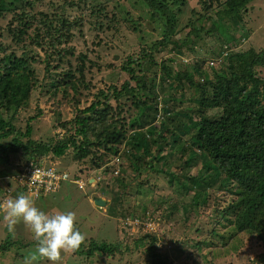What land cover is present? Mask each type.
Masks as SVG:
<instances>
[{
    "label": "rangeland",
    "instance_id": "obj_1",
    "mask_svg": "<svg viewBox=\"0 0 264 264\" xmlns=\"http://www.w3.org/2000/svg\"><path fill=\"white\" fill-rule=\"evenodd\" d=\"M165 1L175 15L174 32L169 44L153 53L157 65L147 57L142 59L141 49L143 44L161 39L164 20L151 19L148 7L139 0H25L18 8L0 12V59L23 56L31 69L28 99L14 111L12 123L16 128L23 132L29 122L31 139L52 143L73 133L75 125L70 120L78 110L87 108L97 99L103 100V96H98L100 91L111 94V86L120 89L130 78L122 69L129 57L136 60L131 65L136 73L144 75L146 81H156L159 108L164 109L162 96H171L173 107L169 105L168 110L176 116L172 124L178 125L180 121L179 126H182V121L188 123L184 113L196 107L199 91L185 84L183 94L174 96L178 79L174 73L168 76L162 71L161 62L172 71L191 74L194 82H200L204 72L210 78L225 70L228 51L249 48L264 51V0L250 3L238 35L227 20L222 21L224 27L217 21L216 10L224 0ZM22 22H27V26ZM193 28L198 31L193 32ZM142 35L144 38H140ZM58 51L63 52L61 60ZM137 62H141V68ZM255 70L261 84L264 83V65ZM163 76L167 80L162 83ZM144 97L151 95L145 93ZM109 103L110 115L114 114L118 125L123 124L127 129L117 155L102 148L98 152L95 146L91 147V154L80 161L72 148L61 157L46 154L45 163L66 174L67 181L54 197L25 195L46 213L73 212L74 224L87 231L83 244L87 246L90 241L109 244L117 253L109 255L108 260L91 258L87 261L85 255L75 254L74 250H62L60 259L55 262L40 256L30 259L36 245L32 232L22 220H17L9 231L4 208L5 202L18 193L15 189L18 170L28 162L20 148L8 153V162L0 161V245L8 235L11 243L6 250L0 248V264H150V251L159 254L162 264H209L210 257L202 251H207L210 240L218 241L216 234L227 228L223 227L226 216L229 220L232 216L224 211L237 202L238 188L216 180L215 187L205 188L204 198L201 194L194 197L197 190L188 185L191 190L187 192L183 186L187 184L184 175L191 176L201 170L199 161L194 160L183 169L186 156L181 154V146L166 145L162 154L155 144H149L146 151L137 148L143 137L141 131L128 126L134 117L138 118L140 109L130 106L122 97L118 101L111 98ZM217 111L205 107L204 114ZM158 118L161 120L162 116ZM165 124L163 138L171 142L172 131ZM154 125L158 127V121L147 129ZM144 133L148 137L146 130ZM92 134H89L90 139L95 140ZM27 138L21 137V140L25 143ZM10 139L11 136L4 141ZM187 141V136L182 137L181 144ZM130 145L135 149H129ZM99 153L103 157L97 160V165L93 160ZM82 169L89 173L86 179L83 173L78 178H83L86 187L78 189L73 176L76 170L82 172ZM92 175L98 182L90 177ZM90 190H93L91 196L98 195L106 205L101 207L86 199L85 192ZM238 235H235V247L215 264H264V248L256 241L255 234ZM151 245L153 248H149Z\"/></svg>",
    "mask_w": 264,
    "mask_h": 264
},
{
    "label": "trees",
    "instance_id": "obj_2",
    "mask_svg": "<svg viewBox=\"0 0 264 264\" xmlns=\"http://www.w3.org/2000/svg\"><path fill=\"white\" fill-rule=\"evenodd\" d=\"M24 1L0 0V12L13 10L14 7L18 8L21 2ZM139 1L141 5L148 7L151 19L164 20L161 39L145 43L141 49V58L147 57V60H150L152 64H156L153 53L159 52L162 46L169 44L171 41L175 15L171 12L165 0ZM253 1L256 0H224L220 2V6L216 10L218 23L224 27L222 21L227 20L238 35L239 27L245 21L246 11L249 10L248 6ZM47 18L45 16V19ZM65 22L64 20V24ZM51 23L49 22V25ZM22 24L25 27L27 26V22H22ZM232 29L228 28L231 32L234 31ZM25 31L24 29L23 33ZM197 31V28H193V32ZM20 32L22 30H19ZM140 38H144V36L142 35ZM62 50L67 53L64 48ZM57 54L59 60H61L63 52L58 51ZM225 59L227 62L225 70L216 72L210 78L204 72L205 79L203 77L200 82H194L192 75L187 72L172 71L164 62L159 64L160 69L166 72L168 76L174 73L176 80L178 79V83L175 84L173 89L174 96L183 94L185 84L189 87L195 86L199 91L196 107L193 111L188 110L184 113L188 123L182 121V126H179L180 121L178 125L172 124L176 116L173 111L168 110L169 105H171V96L169 97L168 94L166 97L162 96V107L164 105V109L159 108L160 102L156 100L159 96L156 95L158 91L156 81L153 79L146 81L144 75L136 73L131 66L136 60L129 57L122 69L128 72L130 78L122 84L120 89L111 86V94L100 91L98 96H103L104 99H97L87 108L78 110L76 116L70 120L75 125L73 133L69 132L53 143L31 139L32 129L29 122H27L23 132L12 123L14 111L25 104L28 99V92L32 86L29 81V71L31 69L28 60L24 59L23 56L15 57L13 60H10L9 57L6 60L0 59V161L8 162V153H15L20 148H23L28 161L38 159L49 153L61 157L70 148L73 149L76 159L80 161L91 154L92 146H95L98 152L102 148L105 152L116 154L119 144H122L126 137L127 129L123 124L118 125L119 120L114 118V114L110 115L111 104L109 102L111 98L118 101L122 97L123 100L130 102V106L140 109L138 118L135 119L134 117L128 126L138 128L140 129L139 132L141 131L140 135L143 137L141 142L136 145L137 148H143L146 151L149 144H155L159 153L162 154L166 145L170 147L181 146V154L185 153L186 156L183 169L189 167L194 160L199 161L203 173L201 170H196L191 176L184 175L187 184L183 186L187 188V192L191 190V186L188 185H192L193 189L197 190L194 197L201 194L204 198L207 195L205 188L215 187L213 182L216 180H223V184L231 183V186L235 185V188H238L236 191L239 195L237 202H233L224 211V213L226 212L229 216H232L230 220L226 216L223 227L224 229L227 228L224 232L216 234L218 241L210 240L207 251H202L206 254V257H210L209 264H215L217 259L226 254L228 255L231 248L237 244L235 235L239 237L238 234L240 233L255 234L256 241L264 248V83L261 84L255 70L256 67L264 65V51H256L253 48L244 51H228ZM137 64L141 68V62H137ZM160 80L163 83L167 78L163 76ZM131 82H133V85ZM145 93L150 94L151 97H144ZM171 106L173 107V105ZM205 107L218 109V111L214 114L205 115ZM159 114L162 116L161 120L158 118ZM156 121H158V127L154 125V128L148 130L147 128ZM61 123L64 126L66 125V122ZM165 123L170 126L169 128L172 131L169 135L171 142L165 141L163 138L162 130L167 127ZM96 127H99L98 131ZM145 130L149 133L148 137L145 136ZM166 131H169V129L167 128ZM91 132L95 140L90 139L89 134ZM152 134L154 136H150ZM10 136V140L4 141ZM25 136L28 138L24 143L21 137ZM186 136L188 141L181 144L182 137L186 138ZM131 148L135 149L134 146L130 145L129 149ZM129 154L132 157L139 158L131 152ZM181 154L177 160H180ZM102 157L103 154L99 153V156L94 158V163L98 165L97 160ZM82 173L85 175V179L88 178L87 173H89V170L87 172L83 169L82 172L76 170L73 176L77 180L78 189L86 188L85 185H79V181L83 180V178L78 179L82 176ZM98 173H101L100 169ZM109 173L112 174L111 170ZM67 179L64 180L62 185ZM93 179H95L94 176ZM96 181L98 182V180ZM97 182L95 185H97ZM119 182H122V180L119 179ZM59 189L45 196L42 195L40 198L54 197ZM17 191L26 194L25 190L20 187H17ZM92 192L93 190L85 192L86 199L89 198L90 202L92 200L91 203L94 202L95 197H98V195L91 196ZM91 203L90 206L92 207ZM94 204L96 203L94 202ZM74 225L84 235L87 233L84 229H80L78 225ZM9 236L4 244L0 245L1 249L6 250L11 244ZM149 248H153L152 245ZM114 250L116 248L112 245L90 241L87 246L85 243H81L74 252L75 254L85 255L86 260L90 261L91 258L108 260L109 255L114 256L117 253ZM245 252H248V250ZM101 254H104L105 257ZM148 255L151 258L150 264H162L156 251H150ZM16 258H19L18 255H16Z\"/></svg>",
    "mask_w": 264,
    "mask_h": 264
},
{
    "label": "clouds",
    "instance_id": "obj_3",
    "mask_svg": "<svg viewBox=\"0 0 264 264\" xmlns=\"http://www.w3.org/2000/svg\"><path fill=\"white\" fill-rule=\"evenodd\" d=\"M4 208L9 231L17 220H22L32 232L36 245L30 259L40 256L55 262L62 250H76L84 240V234L74 225L75 216L71 211L46 213L23 193L8 199Z\"/></svg>",
    "mask_w": 264,
    "mask_h": 264
},
{
    "label": "built area",
    "instance_id": "obj_4",
    "mask_svg": "<svg viewBox=\"0 0 264 264\" xmlns=\"http://www.w3.org/2000/svg\"><path fill=\"white\" fill-rule=\"evenodd\" d=\"M41 158L23 164L16 177V185L34 198H40L42 195L57 191L67 179L66 174L47 165L44 157ZM79 185L83 186L84 181L80 180Z\"/></svg>",
    "mask_w": 264,
    "mask_h": 264
},
{
    "label": "water",
    "instance_id": "obj_5",
    "mask_svg": "<svg viewBox=\"0 0 264 264\" xmlns=\"http://www.w3.org/2000/svg\"><path fill=\"white\" fill-rule=\"evenodd\" d=\"M94 202L100 206L104 205V201L100 197H95Z\"/></svg>",
    "mask_w": 264,
    "mask_h": 264
},
{
    "label": "crops",
    "instance_id": "obj_6",
    "mask_svg": "<svg viewBox=\"0 0 264 264\" xmlns=\"http://www.w3.org/2000/svg\"><path fill=\"white\" fill-rule=\"evenodd\" d=\"M91 178H93V176H90ZM91 180V179H90ZM17 187L18 186H15V189L17 190ZM65 190H66V188H64ZM67 198H69V196L67 197Z\"/></svg>",
    "mask_w": 264,
    "mask_h": 264
}]
</instances>
